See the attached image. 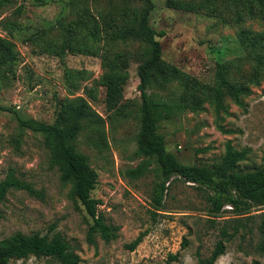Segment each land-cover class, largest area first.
<instances>
[{"label":"rangeland","instance_id":"1","mask_svg":"<svg viewBox=\"0 0 264 264\" xmlns=\"http://www.w3.org/2000/svg\"><path fill=\"white\" fill-rule=\"evenodd\" d=\"M151 1L149 26L165 33L157 39L162 60L198 85L196 91H187L180 82L153 85L148 90L155 101L187 107L159 126L167 151L184 165L210 169L224 160L230 146L245 154L237 164L240 171L263 165L264 66H255V57L251 61L254 52L240 42L239 36L242 30L264 34V22L244 19L236 23L230 12L213 17L204 11L172 9L167 0ZM183 1L190 4L199 0ZM20 6L18 24L29 30L9 37L0 28V38L12 44L0 56V182L13 173L39 195L9 191L0 203V243L16 233L60 234L79 256V264H198L196 254L203 258L210 255L221 238L219 228L238 219L245 227L225 243V253L215 264H264V240L258 233V226L264 222V207L237 215L226 206L220 215H212V192L179 177L166 185L159 207L153 196L160 173L153 161L140 178L126 175L145 161L136 154L141 104L137 69L147 58L148 48L133 40L110 44L102 38L93 55L44 53L28 40L30 33L50 28L46 37L59 40L57 23L75 21V11L69 0H14L0 13V21L11 18ZM122 6L118 0H82L79 8L102 27L107 12L113 22L118 21ZM135 6L140 8L141 4ZM103 52L121 54L127 64L128 81L122 100L113 109L106 104L107 89L95 82L104 72ZM255 53L261 56L263 51ZM218 64L226 65L232 83L250 90L241 99L247 105L245 110L229 98H225L223 109H216L208 91L215 86ZM80 101L92 114L79 119L83 129L76 148L97 174L91 196L100 201L98 213L106 224L118 229L117 238L108 243L98 235L94 244L88 243L92 221L73 196L72 183L63 182L59 168L50 165V152L42 136L18 126V118L54 123L63 104L79 105ZM137 237L141 242L131 251L128 245ZM9 264L56 263L30 255L12 258Z\"/></svg>","mask_w":264,"mask_h":264},{"label":"trees","instance_id":"2","mask_svg":"<svg viewBox=\"0 0 264 264\" xmlns=\"http://www.w3.org/2000/svg\"><path fill=\"white\" fill-rule=\"evenodd\" d=\"M13 1L0 0V13L12 6ZM81 1L69 0V5L75 11L76 20L68 24L62 21L57 23L61 31L59 40L53 41L46 37L50 28L41 32H31L28 40L39 45L41 52L55 56L66 53L93 55L95 45L102 38L110 44L133 40L148 48L147 58L142 60L137 69L139 78L137 88L141 104L136 154L144 157L145 161L136 169L128 171L126 175L135 179L140 178L148 170L150 161H153L160 173V183L155 187L153 196L154 203L159 207L162 204L166 185L173 177H179L186 183L211 191L209 212L212 215H220L226 206L231 207L237 215L245 214L253 208L264 207V164L251 171H240L237 164L244 159V152L234 151L228 146L224 160L209 169L204 166L184 165L173 153L167 151L166 141L159 132V126L161 122L172 119L176 112L187 107L178 103L155 101L148 94V90L153 85L165 87L171 83L180 82L187 91H196L198 85L180 69L162 60L161 46L157 39L164 37L165 33L156 32L148 23V17L153 10L152 1L118 0L123 5L118 21L113 22L110 13L107 12V22L102 27L91 21L85 9L79 8ZM136 3H140L141 7L137 8ZM167 5L175 10L204 11L213 17H219L223 12H230L236 23L244 19L264 22V0H199L197 3L190 4L183 0H167ZM21 14L20 6L12 12L11 18L0 21V28L7 36L12 37L15 33H24L29 30L19 26L18 18ZM101 28L105 32L103 35ZM239 37L240 42L245 44L250 52H254L251 61L255 57V66L263 67L264 34L242 30ZM260 44L262 45L259 46ZM11 47L12 44L9 41L0 38V56L9 51ZM259 49L263 51L261 56L255 53ZM101 54H103L102 69L104 72L95 82L98 86L107 89L106 104L109 109H113L122 100L124 86L128 81L127 64L121 54L109 55L106 52ZM208 94L217 110L223 109L225 98L231 99L245 110L247 105L244 101L241 102V99L248 96L250 90L232 83L228 78L226 65L218 64L215 86L208 91ZM91 114L90 108L83 101H80L79 105L65 103L59 111V119L54 123L48 124L34 119L18 118V126L42 136L44 147L50 152V165L59 168L63 182L72 183L73 196L92 221L88 229V243L94 244L96 235L108 243L117 238L118 229L106 224L103 215L98 213L100 201L91 196L97 184V174L91 169L87 158L76 148L77 138L83 129L79 119L89 118ZM67 120L69 122L65 124ZM12 189L25 190L29 194L39 195L30 184L17 179L13 173H9L0 182V203L5 200L6 195ZM232 220L233 225L226 223L219 228L221 238L216 242L208 257L203 258L199 253L196 254L198 264H215L216 260L224 255L225 243L233 238L240 228L245 227V224H240L238 219ZM229 228L232 230L231 233L228 232ZM258 233L264 240V222L258 226ZM140 242L141 237H137L128 245V248L133 251ZM183 246H186V243ZM30 255L35 258L50 259L56 264L80 263L79 256L60 234L49 237L38 233L29 236L16 233L0 243V264H9L12 258L24 259Z\"/></svg>","mask_w":264,"mask_h":264}]
</instances>
